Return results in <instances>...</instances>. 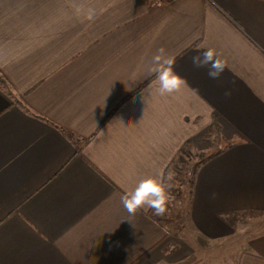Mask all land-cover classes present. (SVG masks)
Returning <instances> with one entry per match:
<instances>
[{"label":"crops","instance_id":"crops-1","mask_svg":"<svg viewBox=\"0 0 264 264\" xmlns=\"http://www.w3.org/2000/svg\"><path fill=\"white\" fill-rule=\"evenodd\" d=\"M159 48L187 81L171 95L150 72ZM207 48L219 79L192 63ZM184 144L219 150L192 186L202 236L264 212V0H0V264H191L120 201ZM231 263L264 264V229Z\"/></svg>","mask_w":264,"mask_h":264},{"label":"rangeland","instance_id":"rangeland-1","mask_svg":"<svg viewBox=\"0 0 264 264\" xmlns=\"http://www.w3.org/2000/svg\"><path fill=\"white\" fill-rule=\"evenodd\" d=\"M217 147L213 144L215 150ZM208 150V151H209ZM190 155L184 153V161L178 163V170L167 169L165 180L170 177L172 190L167 211L163 216L153 217L164 228L167 240L163 250L170 253L180 245L188 247L187 254L191 252L194 262L191 264H202L214 262L218 264H232L237 246L253 231L264 229V212L240 211L226 216V221L234 229L233 234L220 238H206L192 225L189 219V207L192 198V188L190 187L189 170L184 171V167L191 168L196 160L195 153L199 152L189 148ZM206 152V151H205ZM186 255V253H184ZM190 256V257H191Z\"/></svg>","mask_w":264,"mask_h":264},{"label":"clouds","instance_id":"clouds-1","mask_svg":"<svg viewBox=\"0 0 264 264\" xmlns=\"http://www.w3.org/2000/svg\"><path fill=\"white\" fill-rule=\"evenodd\" d=\"M94 11L87 14L88 20H93ZM192 63L195 67H207L210 79H219L222 75L225 65L219 59L215 51L207 48L197 55L192 56ZM153 67L150 69L158 81V93L160 96L171 95L187 86L185 78L174 71V58L167 55L164 48H159L152 58ZM230 93L226 92L225 95ZM171 178L167 181L161 175L158 177H147L141 179L130 191H125L120 197V201L129 216H135L141 211L151 209L155 215L163 216L167 211V205L170 200L172 184ZM215 197V193H213Z\"/></svg>","mask_w":264,"mask_h":264},{"label":"trees","instance_id":"trees-1","mask_svg":"<svg viewBox=\"0 0 264 264\" xmlns=\"http://www.w3.org/2000/svg\"><path fill=\"white\" fill-rule=\"evenodd\" d=\"M213 126L216 129L217 134L219 136H221L219 124L215 121V119H214ZM184 153L190 155L189 148H188V146L186 144H184V146L180 149V152L178 153V155L176 156V158L174 159V161L170 165L171 169H175V170L177 169L178 170V163L179 162H182L183 164H186L185 161H184V157H183ZM217 153H219L218 149L209 150V151H206V152L205 151L196 152L195 153L196 160H195L194 164L191 166V168H187V166L183 168L184 171H188L189 170V174H190L189 180H190V187L191 188L193 186V182H194V178H195V175H196V171H197L198 167L200 166V164H202L203 162H205L208 159H211ZM166 172H167V169H166V171L164 173V178H165ZM153 213L154 212L152 210H150L149 214H150L151 217H153Z\"/></svg>","mask_w":264,"mask_h":264}]
</instances>
